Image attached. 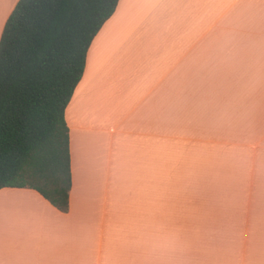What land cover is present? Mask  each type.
I'll return each instance as SVG.
<instances>
[{"label":"crops","instance_id":"0c3cea01","mask_svg":"<svg viewBox=\"0 0 264 264\" xmlns=\"http://www.w3.org/2000/svg\"><path fill=\"white\" fill-rule=\"evenodd\" d=\"M65 121L68 211L0 190V264H264V0H119Z\"/></svg>","mask_w":264,"mask_h":264},{"label":"trees","instance_id":"16d2710c","mask_svg":"<svg viewBox=\"0 0 264 264\" xmlns=\"http://www.w3.org/2000/svg\"><path fill=\"white\" fill-rule=\"evenodd\" d=\"M119 0H19L0 39V190L62 213L72 187L65 111L87 51Z\"/></svg>","mask_w":264,"mask_h":264}]
</instances>
